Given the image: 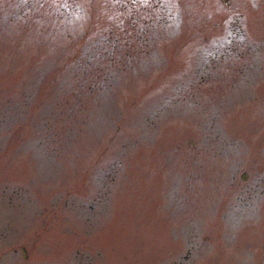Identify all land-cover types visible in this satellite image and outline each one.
Masks as SVG:
<instances>
[{
    "label": "rangeland",
    "instance_id": "1",
    "mask_svg": "<svg viewBox=\"0 0 264 264\" xmlns=\"http://www.w3.org/2000/svg\"><path fill=\"white\" fill-rule=\"evenodd\" d=\"M0 264H264V0H0Z\"/></svg>",
    "mask_w": 264,
    "mask_h": 264
}]
</instances>
